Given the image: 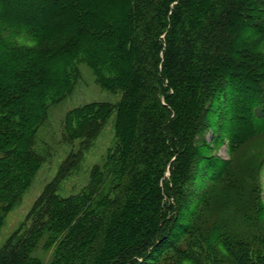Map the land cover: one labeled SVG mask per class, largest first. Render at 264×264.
Here are the masks:
<instances>
[{
    "label": "trees",
    "instance_id": "16d2710c",
    "mask_svg": "<svg viewBox=\"0 0 264 264\" xmlns=\"http://www.w3.org/2000/svg\"><path fill=\"white\" fill-rule=\"evenodd\" d=\"M117 3L119 9L112 12L109 6ZM20 34L26 35L27 41H15ZM94 49L103 57L93 55ZM77 54L97 67L95 74L102 87L123 89L125 101L135 87L142 90L131 102L135 107L130 115L134 135L125 138L129 139L125 158L117 161L128 171L122 191L127 197L111 202L105 223L93 239H114L112 223H118L114 220L117 212L130 208L128 197L132 195L128 192L148 202H159L162 194L178 201L192 168L207 158L195 140L207 126L218 93L230 90L229 98L222 101L230 104L225 134L231 145L253 131L264 133V113L260 110L250 119L254 113L250 106L264 99V0H0V98L6 103L14 101L21 89L28 93L53 88L57 96L69 92L68 64ZM105 67L112 77L103 76ZM149 103L158 111L151 112ZM69 120L65 128L71 139ZM92 121L84 116L78 123L86 137L94 128ZM73 159L66 160L45 187L33 206V218L48 215L52 221L60 215H73L74 208L56 194L58 179L73 166ZM168 163L170 178L162 190L156 187L154 194L145 172L150 165L154 172L162 171L160 167ZM204 168L200 167L203 173ZM156 181L157 176L153 184ZM166 211L156 207L144 230L112 261L102 262V251L97 249L90 253V261L136 264L135 259L129 261L134 255L143 264H153L156 255L171 250L179 254L171 258L172 264H200L196 253L194 256L174 244L181 227L173 217L166 219ZM67 224L68 220L58 231L65 230ZM84 230L58 248L61 264H73L72 259L87 251L76 246L91 232ZM14 236L0 248V264H33L29 254L36 248L40 232L31 245L21 237L13 241ZM227 252L234 264H264L257 248Z\"/></svg>",
    "mask_w": 264,
    "mask_h": 264
},
{
    "label": "rangeland",
    "instance_id": "374dc122",
    "mask_svg": "<svg viewBox=\"0 0 264 264\" xmlns=\"http://www.w3.org/2000/svg\"><path fill=\"white\" fill-rule=\"evenodd\" d=\"M109 8L112 12L118 10V3ZM15 41L24 43L27 36L20 34ZM92 54L103 57L97 49ZM69 63V92L57 96L53 88L28 93L21 89L14 101L6 103L5 98H0V248L12 235H15L13 241L21 237L31 245L39 231L36 248L29 254L33 264H61L56 255L58 248L78 230L84 232L89 228L91 232L85 240L76 243L79 249L87 251L71 262L95 264L90 261L94 249L102 251L99 256L102 262H110L121 254L123 247L134 242L150 222L152 211L160 207L167 209L166 219L173 217L181 227L178 239H174L176 247L189 250L192 255L196 253L200 264H234L227 251L239 247L243 251L259 249L264 260V133L253 131L239 139L238 144L231 145L225 134L230 125V104L222 101L229 98L230 90L217 94L219 98L210 108L207 126L196 136L195 144L207 158L192 168L178 201L162 194L159 202H148L147 198L128 192L132 195L128 197L130 208L117 212L114 220L118 223H112L114 239L92 238L93 234L96 238L104 225L111 202L127 197L122 191L128 171L122 170L124 165L117 161L125 158L124 149L129 143L125 138L134 135L130 115L135 107L131 102L142 90L135 87L125 101L123 89L101 86L93 63H87L79 54L71 57ZM102 74L113 76L106 67ZM163 97L161 94L162 104ZM260 101L259 105L250 106L254 111L250 119L260 110L264 113L261 107L264 99ZM149 105L151 112L158 111L154 103ZM75 111L78 112L71 113ZM84 116L93 120L94 128L88 137L78 129ZM67 118L71 139L65 128ZM73 156V166L58 179L56 189L64 204L68 202L74 208L73 215L70 218L60 215L52 221L48 215L33 218L34 204L56 178L63 163ZM201 166H205V173ZM160 168L162 171L154 172L150 165L145 172L154 194L155 188L162 190L164 181L170 178L169 163ZM67 220V228L58 231L57 227ZM158 255L154 254L157 259L150 262L172 264L171 258L179 256L171 250ZM134 259L136 264H143L134 255L129 261Z\"/></svg>",
    "mask_w": 264,
    "mask_h": 264
}]
</instances>
